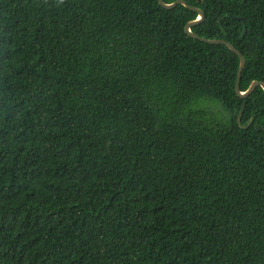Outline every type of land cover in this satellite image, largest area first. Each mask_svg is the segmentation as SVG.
Masks as SVG:
<instances>
[{"label":"trees","instance_id":"obj_1","mask_svg":"<svg viewBox=\"0 0 264 264\" xmlns=\"http://www.w3.org/2000/svg\"><path fill=\"white\" fill-rule=\"evenodd\" d=\"M185 1L264 82V0ZM197 18L0 0V264H264V90Z\"/></svg>","mask_w":264,"mask_h":264},{"label":"water","instance_id":"obj_2","mask_svg":"<svg viewBox=\"0 0 264 264\" xmlns=\"http://www.w3.org/2000/svg\"><path fill=\"white\" fill-rule=\"evenodd\" d=\"M159 4L167 10H172L179 5H183V6L187 7L188 9L195 11L196 13H198V18L194 21L189 22L186 25V27H185L186 34L189 35L193 39L200 40L201 42H205L207 44L226 45L227 47L230 48V50L232 52H234L239 57L240 65H239V69H238L237 82H236V87H235V91H236V94L238 95V97L248 98L249 96H251L254 93V91L258 87H261L264 90V82H260V81H253L246 91H242L240 89L242 73H243V70L246 66V58L238 49L235 48V46L232 43L225 41V40L202 38V37H199V35L195 34L192 31L193 27L204 22V20L206 18L205 12L202 9L189 5L185 0H177L173 3H166L164 0H159ZM239 122H240V119H239ZM249 126H250V124H249ZM242 128H245V127H242Z\"/></svg>","mask_w":264,"mask_h":264}]
</instances>
